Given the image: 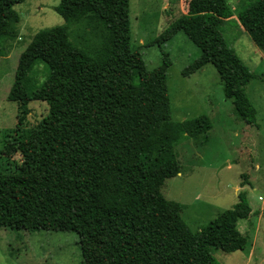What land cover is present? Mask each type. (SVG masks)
<instances>
[{
	"label": "trees",
	"instance_id": "1",
	"mask_svg": "<svg viewBox=\"0 0 264 264\" xmlns=\"http://www.w3.org/2000/svg\"><path fill=\"white\" fill-rule=\"evenodd\" d=\"M24 1L0 0V55L16 39L14 6ZM129 2L60 0L53 9L65 24L38 31L20 54L8 100L44 101L49 111L39 127L16 129L1 149L7 161L18 154L20 162L0 173V229L105 237L95 264H220L215 248H245L237 230L249 216L245 199L239 195L195 234L179 205L162 194L164 182L178 174L176 145L185 135L206 139L211 123L205 115L170 119V62L145 69L131 48ZM231 16L226 0H189L160 39L184 34L200 56L182 75L211 64L235 115L252 124L256 110L245 87L255 75L220 33ZM237 19L264 50V0L247 5ZM83 21L101 36L95 48L71 36L70 24ZM38 75L39 85L27 83Z\"/></svg>",
	"mask_w": 264,
	"mask_h": 264
},
{
	"label": "rangeland",
	"instance_id": "2",
	"mask_svg": "<svg viewBox=\"0 0 264 264\" xmlns=\"http://www.w3.org/2000/svg\"><path fill=\"white\" fill-rule=\"evenodd\" d=\"M59 1L25 0L14 6L20 16L16 39L5 42V54L0 55V152L16 129H35L48 114L44 101L20 105L7 96L18 58L32 37L42 29L65 24L53 9ZM129 1L131 48L140 55L145 69H157L166 58L170 62L166 68L170 119L182 122L205 115L211 123L206 139L185 135L176 145L178 174L164 182L162 194L179 205L182 219L195 234L232 208L242 195L249 216L237 222V230L246 238L245 248L230 252L215 248L212 254L220 264H264V50L255 45L237 19L238 13L256 0H226L232 16L220 26L227 45L255 75L245 87L256 110L252 124L235 115L211 64L182 75L200 56V50L184 34L160 39L185 13L189 0ZM69 27L80 45L86 40L95 48L101 41L85 21ZM34 81L39 85L42 75L27 79V83ZM19 162L18 154L9 161L0 154V173L13 172ZM106 244L107 238L95 235L0 229V264H95Z\"/></svg>",
	"mask_w": 264,
	"mask_h": 264
}]
</instances>
